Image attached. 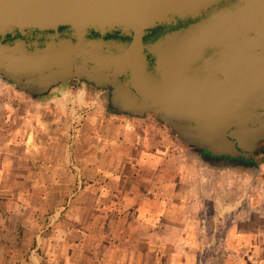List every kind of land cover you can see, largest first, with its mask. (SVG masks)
I'll return each instance as SVG.
<instances>
[{
	"label": "water",
	"instance_id": "1",
	"mask_svg": "<svg viewBox=\"0 0 264 264\" xmlns=\"http://www.w3.org/2000/svg\"><path fill=\"white\" fill-rule=\"evenodd\" d=\"M0 80L104 92L220 167L264 166V0H0Z\"/></svg>",
	"mask_w": 264,
	"mask_h": 264
},
{
	"label": "crops",
	"instance_id": "2",
	"mask_svg": "<svg viewBox=\"0 0 264 264\" xmlns=\"http://www.w3.org/2000/svg\"><path fill=\"white\" fill-rule=\"evenodd\" d=\"M76 87V83H70L58 89L57 94L62 96L56 102L57 108L38 106L37 113L21 109L19 126L10 124L3 136L0 264H199L207 247H217L216 239L213 235L202 236V218L182 217L187 210L184 201L192 193L182 185L181 178L178 183L160 188L163 184L159 181L170 176L165 175L166 171L155 172L161 144L154 132H149L151 127H146L143 119L130 120L105 109L109 116L104 123H116L122 141L91 139L87 135L81 138L83 125L88 127L93 120L88 116L94 113L87 114L89 109L85 107L73 109L81 98L80 92L72 95ZM21 94L11 93L10 100L24 107L37 106L41 101L25 99ZM66 106L74 118L60 128L57 125L67 116ZM77 112L86 117L82 122L75 118ZM37 115L54 117V138L40 131L35 137L30 120ZM67 130L71 135L65 146L61 132ZM114 146L126 171L138 165L140 175H102L111 154L107 149ZM94 148L102 151L95 153ZM96 156L102 160L100 165L96 164ZM166 164L167 168L169 162ZM111 188L120 190L123 196L113 195ZM220 206L225 212L234 210L223 203ZM233 229L231 225L218 241V257L229 264H264V254L262 260L252 249L237 250L244 237L233 234Z\"/></svg>",
	"mask_w": 264,
	"mask_h": 264
},
{
	"label": "rangeland",
	"instance_id": "3",
	"mask_svg": "<svg viewBox=\"0 0 264 264\" xmlns=\"http://www.w3.org/2000/svg\"><path fill=\"white\" fill-rule=\"evenodd\" d=\"M77 86L78 87L73 89L77 92L72 93V95L75 96L80 92L81 98L78 102H75L73 109L80 111L81 108L85 107L89 109V111L86 112L87 114L94 113L93 116H88L93 119L90 124H88V127L87 125H83L84 129L82 130V135L80 134L81 138L87 135L91 139L103 138L105 141H114L116 143H118L117 140L122 141L124 137L120 136L122 133L118 132L117 125H115L116 123H104V120H107L109 116V113L105 110L106 94L104 92H95L90 88ZM57 91L52 93L49 97L39 98L41 101L37 103V106L31 104L30 106L24 107L18 101L10 100L11 93L19 92L7 82H2L0 80V143L3 142V136L10 128V124L15 127L19 126L18 118L21 109L25 108L30 110L31 113H37L38 110L36 107L38 106L42 109H54L55 107H59L56 102H60L59 98L62 94H57ZM21 95H23L22 97L25 99L30 98L24 94ZM48 99L49 101L46 102ZM35 100L37 99H33V101ZM51 100H53V102H51ZM70 107L67 108L66 106L67 114L65 115L67 116L63 117L61 123L58 122V127L62 128L69 125L70 121L74 118L70 117ZM81 114L82 113L79 112L75 118H81L82 122L86 117H83L84 115ZM128 119L136 120L132 118ZM53 120L54 117L49 115H37L35 118L32 117V120H30L32 124L31 130L35 134V137L38 138L39 131L51 136L56 127ZM143 120L144 123H146V127H151L149 132L151 134L154 132L155 138L158 139L161 144L158 152L159 160H157L156 165H154L156 166L155 172L163 173V171H166L165 175L170 176L168 179L159 181L160 184H163V187L160 188L167 187V184L178 183V178H181V182H183L182 185L192 193L191 196H188L187 201H184L187 203V210L182 213V217H186L187 220L190 216L195 220L202 218V220L205 221V228L203 229L204 232L202 236L206 237L213 235L216 239L215 243L217 247L214 245L207 247L204 250L205 255H203L204 257L199 261V264H229V261L218 257L221 251L219 252L217 249H219L220 245L218 241H220L229 228L231 229V225H234L235 228L233 229V234H242L240 236L244 237V239H240L242 241L237 250L239 252H247L252 249L263 260L264 166H260L256 171H246L243 167H220L213 169L211 167H206L201 163L198 157H195L191 148L186 147L178 141L170 133L168 128L160 123L154 116L147 115ZM144 129L147 130L145 127ZM61 133L63 135V144L68 146L69 142H66V139L71 135L70 132L67 130ZM151 134L149 135L152 136ZM52 138H54L53 135ZM116 145L117 144H115V146ZM107 146H110V144H107ZM115 146L114 148L107 149L111 154H109L105 161L103 166L104 169L101 172L104 174L102 175H116L117 177L118 175H140V172L137 173L136 171L138 165H133V168L129 172L126 171L124 164L121 163L119 152L117 151L118 149ZM100 150L101 148L95 149V153ZM65 151L68 152V148H65ZM101 162L102 160L96 156V164L100 165ZM166 162H169L167 168ZM141 171L144 172V170ZM145 173L148 172L145 171ZM119 192L120 190H112L113 195L122 197L123 195H120ZM117 200L118 198L114 201ZM183 200L184 199L180 200V202ZM221 203L225 204L228 209L230 206H233L234 210L225 212L220 206ZM196 209L203 210L201 212H195ZM212 226L213 229H211ZM215 226H217V228H215ZM222 252H225L224 247ZM261 259L260 261L262 262Z\"/></svg>",
	"mask_w": 264,
	"mask_h": 264
},
{
	"label": "flooded vegetation",
	"instance_id": "4",
	"mask_svg": "<svg viewBox=\"0 0 264 264\" xmlns=\"http://www.w3.org/2000/svg\"><path fill=\"white\" fill-rule=\"evenodd\" d=\"M192 153L195 155V157H198V159L201 161V163L203 165H205L206 167H211L213 168H220L219 165L216 164V162H219L221 159L220 158H212L208 155H204L202 152L199 151H195L194 149H191ZM262 155L259 153L258 155H256L255 157H261ZM230 162H233V160H230ZM239 163L241 161H238ZM243 168L246 171H256L259 169V166H254L251 162H245L243 165Z\"/></svg>",
	"mask_w": 264,
	"mask_h": 264
},
{
	"label": "trees",
	"instance_id": "5",
	"mask_svg": "<svg viewBox=\"0 0 264 264\" xmlns=\"http://www.w3.org/2000/svg\"><path fill=\"white\" fill-rule=\"evenodd\" d=\"M113 37H115V36H113Z\"/></svg>",
	"mask_w": 264,
	"mask_h": 264
}]
</instances>
